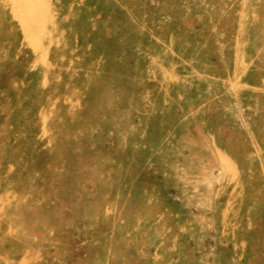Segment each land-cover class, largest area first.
Here are the masks:
<instances>
[{
    "label": "rangeland",
    "instance_id": "rangeland-1",
    "mask_svg": "<svg viewBox=\"0 0 264 264\" xmlns=\"http://www.w3.org/2000/svg\"><path fill=\"white\" fill-rule=\"evenodd\" d=\"M0 264H264V0H0Z\"/></svg>",
    "mask_w": 264,
    "mask_h": 264
}]
</instances>
